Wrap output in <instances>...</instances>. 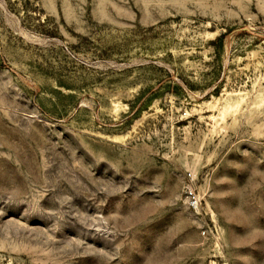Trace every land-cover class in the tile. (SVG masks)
I'll return each instance as SVG.
<instances>
[{
    "label": "rangeland",
    "instance_id": "rangeland-1",
    "mask_svg": "<svg viewBox=\"0 0 264 264\" xmlns=\"http://www.w3.org/2000/svg\"><path fill=\"white\" fill-rule=\"evenodd\" d=\"M0 264H264V0H0Z\"/></svg>",
    "mask_w": 264,
    "mask_h": 264
},
{
    "label": "built area",
    "instance_id": "built-area-1",
    "mask_svg": "<svg viewBox=\"0 0 264 264\" xmlns=\"http://www.w3.org/2000/svg\"><path fill=\"white\" fill-rule=\"evenodd\" d=\"M188 194L191 195V201H190L191 202V205L192 206H196V201H197L196 200V197H194V195H193V193H192V191L190 189L188 191Z\"/></svg>",
    "mask_w": 264,
    "mask_h": 264
}]
</instances>
